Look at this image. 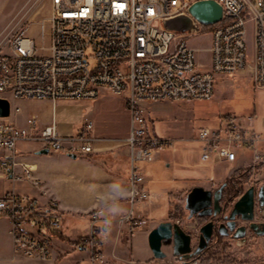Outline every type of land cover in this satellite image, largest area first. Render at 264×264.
<instances>
[{
  "label": "built area",
  "instance_id": "obj_1",
  "mask_svg": "<svg viewBox=\"0 0 264 264\" xmlns=\"http://www.w3.org/2000/svg\"><path fill=\"white\" fill-rule=\"evenodd\" d=\"M215 1L223 8L222 20L205 26L194 19L197 30L189 33L168 30L163 23L189 15L195 0H51L48 47L43 43L38 49L25 29L0 32V98L53 104L92 101L105 89L126 100L131 118L126 139L130 207L122 213L97 208L88 214V232L72 242L76 252L89 254L92 264L105 262L103 236L109 230L105 221L116 224L118 234L123 226L134 234L148 225L146 205L151 195L144 188L140 163L153 162L174 140L149 131L146 104L210 101L218 81L233 80L247 70L252 72L254 86L264 89V0ZM207 28L210 46H190L188 40ZM200 51L209 55V61L199 58ZM14 112L20 113L21 108ZM5 119L0 118V174L13 182L29 181L39 195L0 197V218L10 223L15 259L51 263L64 217L58 202L47 197L42 181L35 177V166L21 159L18 145L31 142L50 152L90 154L96 139L86 132L93 130V123H87L86 132L79 135H64L55 120L40 128L35 116L28 117L24 126ZM252 126L251 117L229 116L216 128H201L195 139L201 143L200 161L214 166L234 164L237 150H249L253 160L245 170H259L264 165V153L259 150L264 135Z\"/></svg>",
  "mask_w": 264,
  "mask_h": 264
},
{
  "label": "rangeland",
  "instance_id": "obj_2",
  "mask_svg": "<svg viewBox=\"0 0 264 264\" xmlns=\"http://www.w3.org/2000/svg\"><path fill=\"white\" fill-rule=\"evenodd\" d=\"M51 15V0H0V32L5 29L8 31L16 28L25 29L28 37L35 41L38 49L43 46V43L48 47L52 32ZM210 40V28H207L201 31L200 35L189 39L188 43L194 48L201 49L208 48L211 44ZM44 54L47 56L48 52ZM198 56L203 61H209V55L202 51L198 52ZM90 62L93 65L94 59L91 58ZM253 82L252 72L247 70L244 75L233 80L218 81L215 96L210 101H166L146 104L149 131L158 137L174 140V144L160 151V156H157L158 158L156 157L153 162L140 163L145 172V178L148 180V189L155 194L152 203L149 201L151 205L149 206V203L146 205L149 211V222L144 229L148 230L151 226L155 228L166 221L177 223L185 230L188 229L191 223L188 222V213L185 209L187 186L195 183L205 184V179L225 178L237 166V164H231L212 167L199 161L198 153L201 143L195 139L201 128H216L223 118L229 116L251 117L253 119L252 128L264 135V89H257ZM3 96L9 98L7 94ZM10 102L12 114L10 113V117L5 121L24 126L28 117L35 116L40 121V128H44L50 125L55 118L60 133L65 131L72 135L86 132L85 125L91 122L93 130L86 132V135L95 138V143L118 142L119 147L114 151L129 149L126 137L130 134L131 118L126 100L123 97L111 95L105 89L101 91V96L97 100L92 101L58 100L55 106L49 100L11 99ZM16 107L21 108L20 113L14 112ZM37 146L41 145L31 142L19 144L21 157L28 156L29 160L37 161L69 159L68 154L55 152L37 156L35 154ZM259 150L264 153V142L261 143ZM101 151L98 153L105 154H99L95 157L96 160L109 161L112 158L110 150ZM237 153L240 157H244L246 162L252 160V152L249 150H237ZM77 157L84 158L81 155ZM85 159L87 160L86 157ZM165 159L170 160V167L166 166ZM55 166L53 165L52 169ZM59 166H63V163ZM76 168L71 170L78 173L79 170ZM251 174L253 178L264 177V165ZM12 186L13 184L9 181H0V193L4 192L3 195L0 194V197L13 192ZM165 189L176 191L164 193ZM14 190L20 194L29 193V186L24 181L15 182ZM64 190L63 188L62 192ZM74 193L68 194L67 199L73 203L85 200ZM103 207L106 209L105 206ZM75 220L77 233L72 236L87 233V220L84 217ZM9 229L7 220L0 218V264H92L88 253L76 252L73 246H70L69 254L63 255L59 261L53 258L51 263L39 261L37 263V261L28 260L11 261L13 252L8 234ZM120 233L117 235L119 239L117 238L112 245L105 246L104 243L102 254L105 262L103 264H197L192 260L184 263L175 257L172 241H165L162 246L167 257L156 259L146 247V251L143 250L142 242H139L137 238L133 239V250L131 239L136 232L130 233L123 226ZM240 252L242 254L245 250Z\"/></svg>",
  "mask_w": 264,
  "mask_h": 264
},
{
  "label": "crops",
  "instance_id": "obj_3",
  "mask_svg": "<svg viewBox=\"0 0 264 264\" xmlns=\"http://www.w3.org/2000/svg\"><path fill=\"white\" fill-rule=\"evenodd\" d=\"M55 106V104H53ZM55 120V118L53 119ZM53 122V121H52ZM57 124V123H56ZM58 130L59 126L57 125ZM60 132V131H59ZM64 135H72L71 133L67 134L65 131L61 132ZM128 137H126L127 139ZM96 142V141H95ZM94 142V149L95 151L93 153L94 157L89 159H85V156L81 155L84 158H71V154L69 155V159L59 160V161H51L49 159H46L45 161H37V160H29L28 156H20L22 160H24L27 163H31L35 166V177L40 179L42 181V187L44 191L47 193V197L53 198L57 200L58 205L60 207V210L64 217V227L63 230L60 232L61 234L59 237H56L55 239V249L53 251V258H55V261H59L63 255L69 254L70 246H73V240L76 238H79L84 234H77L76 236H72L76 232L75 226V219L84 217V219L87 220L88 225V214L94 211L97 208H104L106 207V210L108 212L113 213V209H117V213H122L128 210L129 208V196H130V183H129V175H130V160H129V153L130 150L128 149H120L117 151H114L115 149H118L119 144L118 142H103V143H95ZM37 151L35 154L42 149V146H37ZM110 150L112 158L109 159V161L106 160H99L95 159L96 156L99 154H105V153H98L101 150ZM20 155L22 154L20 148H19ZM102 152V151H101ZM29 153V152H27ZM37 155V154H36ZM49 155V154H48ZM88 155V154H84ZM199 155V161H200V151L198 153ZM37 156H43V155H37ZM79 156V155H78ZM160 155H158L159 157ZM157 157V158H158ZM27 159V160H26ZM253 160V155H252ZM252 160L250 162H246L244 157H240L237 154V160L234 164H237L232 170L231 173L225 177L221 178L226 179L230 176H233L234 173H236L239 170H244L248 165L251 164ZM74 162V163H70ZM201 162V161H200ZM63 163V166H59ZM203 163V162H201ZM165 164L167 167L171 166V162L168 159H165ZM211 165L209 163H204ZM53 165H56L53 169ZM222 165H231L227 163L219 164V165H211L212 167H218ZM51 166V167H49ZM77 167V168H76ZM61 168V169H60ZM72 168L78 169V173H75L72 171ZM52 169V170H51ZM143 170V169H142ZM143 174L145 177V172L143 170ZM6 180L13 184L12 189L13 192L19 195H32V196H38L39 191L38 189L34 188L32 184L29 181L27 182L29 186V193H17L14 192V183L12 180L7 179L3 177L0 174V181ZM211 179H205V181H209ZM148 180L145 178V184L144 188L147 192L151 195L150 202L152 203V198L155 196L151 191L148 189ZM63 188L65 189L64 192H62ZM77 189V190H75ZM180 190V189H179ZM176 190H167L165 189L164 193H170L174 192ZM67 192V193H66ZM72 192H75V195H79V197L84 198L85 200L80 203H73L70 201V199H67V195L71 194ZM3 191L0 193L3 195ZM7 194H10L8 192ZM6 194V195H7ZM66 194V195H65ZM149 203V206L151 205ZM150 210V208H149ZM150 220H152L150 218ZM8 222V221H7ZM151 223V221H150ZM9 226L10 223L8 222ZM150 229H140L138 230L131 239V247L134 250L133 245V239L137 238L139 242H142L143 250L146 251V248L150 250L148 245V235L151 230H153L154 227H149ZM11 226L9 229V238L10 243L12 247L11 242ZM125 231V230H124ZM121 234V233H120ZM118 235V229L117 225H111L109 230L105 232V235L103 236V241L105 243V246L112 245L116 240ZM119 239V238H118ZM74 247V246H73ZM146 247V248H145ZM151 251V250H150ZM241 256H246L247 253L239 252ZM259 255V253H258ZM19 259H15L14 256L12 257L11 261H17ZM30 262H33L31 260ZM36 262V261H34ZM38 263V261H37Z\"/></svg>",
  "mask_w": 264,
  "mask_h": 264
},
{
  "label": "flooded vegetation",
  "instance_id": "obj_4",
  "mask_svg": "<svg viewBox=\"0 0 264 264\" xmlns=\"http://www.w3.org/2000/svg\"><path fill=\"white\" fill-rule=\"evenodd\" d=\"M204 183L189 185L186 190V198L195 187H202L212 192L211 204L208 207H201L197 202L192 204L189 209L185 198L187 219L191 224L188 229L185 230L183 227L182 229L191 237L192 252L200 249V252L188 262L192 260L197 264H264V236L257 237L249 229L251 223L264 224V202L262 205L257 202L259 194L264 201V177L230 176L226 179H212ZM249 189H253L254 194L253 220L244 221L240 215L232 220L235 222L236 228L246 227L245 236L235 238L234 232L222 235L220 228L227 227L231 221L230 215L235 204ZM216 193L219 194V198L215 205ZM216 206L219 207L217 214L214 213ZM207 213L209 214L207 215ZM208 224H210V229L206 227ZM258 230H263V227L259 226ZM204 244L205 246L202 247ZM241 250H245L244 253H247V257L240 256Z\"/></svg>",
  "mask_w": 264,
  "mask_h": 264
},
{
  "label": "water",
  "instance_id": "obj_5",
  "mask_svg": "<svg viewBox=\"0 0 264 264\" xmlns=\"http://www.w3.org/2000/svg\"><path fill=\"white\" fill-rule=\"evenodd\" d=\"M223 18V8L215 0H197L189 8V15L182 14L169 18L164 21V27L168 30L178 32V33H189L195 32L197 30L196 21L205 26H210L217 24ZM11 113V103L6 98H0V118H8ZM50 153L49 149H41L36 154L37 155H48ZM71 158L76 159L77 155L71 154ZM212 197V192L205 190L202 187H195L187 195L186 203L187 208L190 209L191 205L199 202L201 207H208L210 199ZM219 198V194H215V205ZM259 205L263 204V199L259 194L257 198ZM253 206H254V194L253 189H249L235 204L234 209L230 215V222L227 227L222 226L220 228L222 235H228L229 232H234L235 238H243L245 236L246 227H237L234 220L236 216L240 215L244 221L253 220ZM219 207L216 206L215 214H217ZM209 213H207L208 215ZM259 226L263 227V230H258ZM210 229V224L206 226ZM225 228V230H222ZM249 229L254 233L255 236H264V224L251 223ZM229 230V231H228ZM209 237V233L207 235ZM165 241H172L173 244V254L178 257L184 263L191 259L194 255L200 252L197 249L194 253L191 247V237L182 229V227L177 223H172L170 221L162 222L153 230L150 231L148 235V245L156 259H164L167 257L166 253L163 252L162 246ZM202 245V247H204ZM201 248V247H200Z\"/></svg>",
  "mask_w": 264,
  "mask_h": 264
},
{
  "label": "trees",
  "instance_id": "obj_6",
  "mask_svg": "<svg viewBox=\"0 0 264 264\" xmlns=\"http://www.w3.org/2000/svg\"><path fill=\"white\" fill-rule=\"evenodd\" d=\"M87 159H89L90 160V158H92V157H94V155L93 154H88V155H86L85 156ZM251 175V171L248 169V170H239V171H237L236 173H234L233 174V176H235V177H238V176H250ZM61 233H57L56 234V237H59V235H60Z\"/></svg>",
  "mask_w": 264,
  "mask_h": 264
},
{
  "label": "clouds",
  "instance_id": "obj_7",
  "mask_svg": "<svg viewBox=\"0 0 264 264\" xmlns=\"http://www.w3.org/2000/svg\"><path fill=\"white\" fill-rule=\"evenodd\" d=\"M112 211H113L114 214L117 213V209H113ZM104 223H105L106 229L108 230L110 228V225H111L112 221L108 220V221H105Z\"/></svg>",
  "mask_w": 264,
  "mask_h": 264
}]
</instances>
